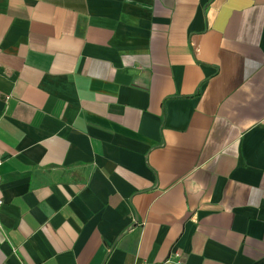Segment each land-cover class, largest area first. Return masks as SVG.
<instances>
[{
  "label": "crops",
  "instance_id": "crops-1",
  "mask_svg": "<svg viewBox=\"0 0 264 264\" xmlns=\"http://www.w3.org/2000/svg\"><path fill=\"white\" fill-rule=\"evenodd\" d=\"M0 264H264V0H0Z\"/></svg>",
  "mask_w": 264,
  "mask_h": 264
},
{
  "label": "built area",
  "instance_id": "built-area-1",
  "mask_svg": "<svg viewBox=\"0 0 264 264\" xmlns=\"http://www.w3.org/2000/svg\"><path fill=\"white\" fill-rule=\"evenodd\" d=\"M0 164H1V160H0ZM2 198H1V195H0V207L2 205ZM145 264H170L169 261H162V262H156V263H145Z\"/></svg>",
  "mask_w": 264,
  "mask_h": 264
}]
</instances>
